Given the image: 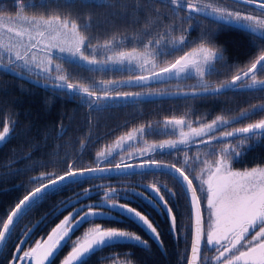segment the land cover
Listing matches in <instances>:
<instances>
[{
  "label": "trees",
  "instance_id": "trees-1",
  "mask_svg": "<svg viewBox=\"0 0 264 264\" xmlns=\"http://www.w3.org/2000/svg\"><path fill=\"white\" fill-rule=\"evenodd\" d=\"M45 3L63 5L65 1L47 0ZM75 3L76 8H44V11L49 12L51 9V15L75 19L82 34L94 44L118 39L125 41L129 47H143L152 45L168 34L183 35L191 27V31L186 33L188 49L200 45L213 49L218 47L226 57L229 67L217 64V71L212 76L225 75L230 79L236 74V69L250 64L264 51V37L202 16L187 19L185 11H174L164 0L90 1L89 4H95V7H83L81 0H75ZM231 65L235 67L228 71ZM70 73L76 75L74 83L85 86L96 84L107 76V72L90 71L78 65L71 67ZM94 90L102 91L96 88ZM108 104L114 106L96 109L92 104L81 102L68 91L40 88L0 70V132H3L5 122L12 130L9 138L0 146V229L19 200L44 184L38 185V180H35L37 177L51 174L58 177L66 173L69 167L74 170L85 169L94 159L95 147L133 127L171 117H187L205 122L214 120L217 116L232 119L244 112L250 115L240 122L241 125L264 119V112L251 114L254 108L264 105V91L261 90L230 91L215 96L153 102L113 101ZM162 161L172 164L171 160ZM238 162L234 165L240 169L263 166L264 137L259 144L246 150ZM113 180H85L46 195L18 221L0 258V264H10L13 260L23 228L28 231L41 221L26 244L33 247L41 237L47 238L51 230L67 216L71 208L61 212L58 210L68 198L77 196L94 184ZM178 190L181 196L177 203H180L183 215L177 206L173 205L172 211L178 227L179 223L180 226L187 223L184 243L180 240L175 242L169 222L154 209L140 207L141 210L130 203L134 209L148 215L155 224L162 246L154 242L140 224L127 216L119 217L120 219H97L96 223L101 222L104 227L136 232L146 241V246L131 243L115 245L91 254L81 264H103V257L113 253L128 254L133 264H186L190 245V208L181 187ZM88 201H95V197L92 196ZM182 217L185 222L181 220ZM87 225L88 223L84 224L73 236H79ZM179 231L183 232L181 229ZM109 260L108 258V262Z\"/></svg>",
  "mask_w": 264,
  "mask_h": 264
},
{
  "label": "rangeland",
  "instance_id": "rangeland-1",
  "mask_svg": "<svg viewBox=\"0 0 264 264\" xmlns=\"http://www.w3.org/2000/svg\"><path fill=\"white\" fill-rule=\"evenodd\" d=\"M47 1V0H46ZM65 1V0H64ZM93 2H107L108 0H88ZM170 4V7L174 11H185V18H189V16H202L211 21H222L226 22V25H235L242 28L247 29L246 31L250 34H255L258 36L264 37V28H260L258 25V21H264V15L257 13L253 9H249L245 6H239L236 4H223L220 0H193V3L197 4L203 10L199 13H191L186 8L179 7L178 5H174L171 3V0H164ZM0 3H4L5 7L0 9L6 15L15 16L13 18H0V25H7L9 27H14L16 31L26 30L24 31L23 36L17 37L14 34L8 33L4 27H0V57L9 59V55L11 57H15L16 53L19 52L21 56H23L22 60H19V64L26 66L32 71L40 73L41 78L35 77V79L39 81L46 82H53V84L61 85L71 83L77 87L79 91H74L76 93H71L72 96H75L81 102L98 105L99 108H105L107 106H114V104L109 105V102H113L111 100H103V97L106 95H111L109 93H101L95 92L94 88L96 89H106L112 90V84H120L126 81H133L137 77L140 76H148L159 71L162 69L170 67L172 64L176 62V60L180 59L182 56H187V60L182 62V65L178 68L176 73L165 81L151 84V85H144V86H129V87H117V91H122V89L128 90L125 93H154V92H179V91H186V90H199L201 89L198 87L200 84H205L209 88H215L218 86L225 85L229 83L232 78L227 79L224 76H212L214 72H216L217 65L210 70V75H205L203 79L199 77L196 72V65L201 64L203 66V56L204 53L200 51V46H197L193 49L187 48L188 38L187 34L191 31V27L188 28L185 34L183 35H172L168 34L166 37L159 38L158 40L154 41L152 45H144L143 47H135V46H128L125 41H120L118 39H113L109 42H102L99 44L90 43L88 38L84 36L81 32V27L77 28L76 32L79 34L80 37L84 38L85 44L90 45L87 49H82L84 55L88 56L89 60L95 59L98 61L97 64L92 65L88 64L86 61H81L79 57L70 56L68 53H59L56 49L49 50L47 46L53 43H62L63 46H68V41L71 37L65 38L63 35H57L56 33L49 34V29L47 25L42 23L39 24H31L29 23L32 21L33 18L39 20L41 16L45 17V19L49 18L53 14L51 9L49 12L44 11V8L38 7L37 10H33L28 7H21V5H26L28 3H40V0H4ZM178 4H184V0H178ZM213 9H219V12H213ZM259 12H261L258 9ZM226 12H240L241 15H251L255 19L253 21H235L232 19L224 20L218 19V17L222 13ZM49 13V14H46ZM51 13V14H50ZM264 14V12H261ZM63 19L72 20L70 18L64 17ZM11 20V23L9 21ZM224 24V23H223ZM246 25H250L252 28H255L257 32H253L251 28ZM55 27V25H53ZM63 30L61 29V32ZM40 32L44 33V36L41 37L39 35ZM55 37V39H53ZM35 43L36 47H31V44ZM27 46V47H26ZM204 48H211L209 46H204ZM11 48V53L9 54L8 49ZM196 49L193 53V50ZM213 51L215 49L211 48ZM51 51V64H49V60L46 56H49L47 53ZM124 53L125 55H121ZM192 53V55H188ZM259 55V54H258ZM258 57V56H257ZM255 57V58H257ZM254 58V59H255ZM10 60V59H9ZM53 61V62H52ZM43 62V63H40ZM87 67L85 69L90 71H104L107 72V76L102 81H99L96 84L92 85H82L78 83H74V76L70 73V66L73 67L74 65ZM249 65V64H248ZM246 66H242L241 68H246ZM65 69H64V67ZM69 68H68V67ZM235 66H230L227 70L230 71ZM103 68L105 70H97ZM221 69V67H219ZM236 69V74L240 71V69ZM47 69L48 71H44ZM109 69V70H106ZM113 69V70H112ZM261 72L256 73V80H264V73L261 75ZM235 74V75H236ZM242 74V72H240ZM63 76L65 79L63 81L57 79V77ZM71 79V80H70ZM52 80V81H51ZM42 81V82H43ZM253 81L248 78L246 79L242 85L252 84ZM99 85L100 87H97ZM83 88H88L93 94L91 97L87 95V93L83 92ZM57 90V89H55ZM61 91V90H58ZM230 92V91H229ZM236 92V91H235ZM124 94V93H120ZM116 95V94H112ZM215 96V95H214ZM97 97V98H96ZM197 98V97H196ZM186 99V98H185ZM176 100V99H174ZM153 101H160V100H127L125 102H153ZM157 115V114H155ZM241 115L234 117V118H225L222 116H217L220 118L217 121V124L213 126L212 129L207 128V125L212 124L214 120L217 119L215 117L214 120L211 121H201L199 119H189L187 117H171V118H164L162 120H157L150 122L146 125H139L135 128L133 127L126 133H122L120 136L112 139L106 143H100L95 150L94 159L92 163L87 164V168L96 167L97 165H104V164H119L124 161H129L132 158L142 157L143 160H171L172 163H176L191 179L193 177H197L194 179L193 182L199 191V199L202 206L203 217L205 221V232L208 230L210 213L207 209V186L202 183L203 179H206V172L209 168L215 167V161L220 158L221 149L225 147L233 148L236 151L242 152V155L251 147L256 146L259 144L264 136L260 135L259 133L244 144H241L240 141L243 137H235V138H222L223 131H233L236 128L245 127V125H241L240 122L243 120L239 119ZM176 121H182V123L177 124ZM224 121H228V124H224ZM237 121V122H234ZM259 121V120H258ZM256 121V122H258ZM253 122V123H256ZM240 123V124H239ZM9 127V133L6 135L3 141H0L2 145L10 136L11 128ZM197 131H193V130ZM131 137V138H129ZM219 138L220 142L217 143L216 139ZM203 141V143L201 142ZM169 143H176L182 147V151L171 150V154H168ZM161 145L164 147L162 148ZM237 145H240L237 147ZM103 153V155H101ZM240 155L237 158H233L230 161V167L234 171H245L251 169H240L235 167V163H239V158L242 156ZM254 168H264L263 166H258ZM74 170V169H73ZM81 170V169H80ZM65 174V173H64ZM156 174V175H153ZM159 174V175H158ZM161 173H151V174H144L148 176L142 175H134V177H123L116 179V181H110L105 183L94 184L93 186L87 188L85 191H82L75 195L73 198L66 200L63 205L60 207L58 212L66 210L68 208L69 212L67 216L70 218L75 215L78 210V216H75V219H79L80 216H83L85 212H102L104 215H100L95 217V220L91 223H88L85 230L81 231L79 236H73L71 234V240L67 243L62 251L57 253V257L55 260V264H63V259L68 255L71 251L72 247L78 243L83 242L85 238V233L89 232L91 228L96 227L99 225L103 229H109L108 227H104V225L100 223H96V220L99 219H120L121 217H129L135 220L138 224H140L145 231H147L148 235L153 239L154 242L158 243L162 246L160 241V234H159V242H157L156 238L153 236L150 229L133 213L127 211L124 207H116V206H105L104 208H95L89 207L92 205L103 204L107 203L108 205L111 204H121L127 205L128 207L134 209L132 205L135 204L138 209L140 207L144 209L152 208L156 212H158L161 217L167 220L170 224L171 231L175 238V242H179V240L184 243L186 238L185 230L187 228V223L182 217V221L185 222L178 227V221L176 219L175 214L173 213V205L177 206L181 212L179 196H181V192L178 190L179 187L183 190L181 184L172 176L160 175ZM63 175V174H62ZM56 178V175L51 174L48 176H39L35 180H38V185H41L48 182L49 179ZM97 182V181H95ZM179 183V184H178ZM180 185V186H178ZM153 189L154 191H151ZM158 192V195L156 194ZM184 193V190H183ZM185 195V194H184ZM94 196L95 201L89 202L88 200ZM159 197H163V201L159 199ZM189 206V204H188ZM167 209L171 211L168 212ZM136 210V209H135ZM142 210V209H141ZM139 211V210H137ZM140 212V211H139ZM141 213V212H140ZM148 213L151 214L150 211ZM144 215V214H143ZM146 216L149 221L153 224L156 228L155 224L151 221V219ZM120 217V218H119ZM65 218V217H64ZM91 220V217L89 218ZM63 220V219H62ZM61 220V221H62ZM98 221V220H97ZM74 222V221H73ZM174 222V226H173ZM41 221L35 224L30 230L22 229L19 234L18 240L19 244L15 250L13 260L10 264H35L34 257H28L24 259L17 260L15 257L20 256L23 257V253L28 251L30 252L31 249L36 247L37 242L41 244L47 240V238L43 239L42 237L34 244L33 247L26 246L27 242L30 240V236L35 228L40 225ZM87 224V223H85ZM188 226L190 228V245H191V234H192V222H191V213L189 214V223ZM84 227V224L79 228ZM157 229V228H156ZM179 229L183 232L180 233ZM52 231V230H51ZM13 232V231H12ZM131 232V231H128ZM134 235H139L136 232H131ZM51 234V232H50ZM49 234V235H50ZM140 236V235H139ZM122 238V237H116ZM127 239V238H126ZM9 241V240H8ZM144 241V240H143ZM146 242V241H145ZM133 243H131L132 245ZM136 245L145 246L138 241H135ZM190 245L189 251L187 255L186 264L189 258L190 252ZM26 246V247H25ZM113 247V246H110ZM109 247L103 248L108 249ZM101 249V250H103ZM207 248L204 247L203 251V264H216L214 259L215 253L209 251ZM99 250V251H101ZM97 251V252H99ZM91 253L92 255L97 253ZM109 252V251H108ZM87 256L84 260H82L79 264L85 261L88 257ZM108 258L110 259L108 262ZM103 264H133L128 254H109L103 257Z\"/></svg>",
  "mask_w": 264,
  "mask_h": 264
},
{
  "label": "snow or ice",
  "instance_id": "snow-or-ice-1",
  "mask_svg": "<svg viewBox=\"0 0 264 264\" xmlns=\"http://www.w3.org/2000/svg\"><path fill=\"white\" fill-rule=\"evenodd\" d=\"M163 2V0H162ZM171 3L178 5L179 7L186 8L191 13H199L203 9L197 4L193 3V0H184V4H178V0H171ZM244 3L258 7L261 12H264V0H244ZM83 7H95V4H89L88 0H81ZM21 7L28 8H54L59 10L61 8L72 7L76 8L75 0H65L63 5L59 3L49 4L45 3V0H40L39 5L36 3H28L21 5ZM213 12H219V9H213ZM191 19V16H189ZM218 19L224 20H235V21H253L255 18L251 15H241L240 12H226L222 13ZM11 23V20L9 21ZM31 24L42 23L48 26L49 34L56 33L57 35H63L65 38L71 37L68 41V46H63L62 43L49 44L47 48L49 50L56 49L59 53H68L70 56L79 57L81 61H86L88 64L95 65L98 63L95 59L89 60L88 56L84 55L82 49H87L90 45L85 44L84 38L80 37L76 32L79 25L75 19L68 20L63 19L61 15H52L49 18L41 16L39 20L33 18ZM260 28H264V21L257 22ZM55 25V27H53ZM253 32H257L255 28L250 25H246ZM4 27L8 33L14 34L17 37H21L26 30L16 31L14 27L7 25H0ZM61 29L63 30L61 32ZM87 29V24H85ZM41 37L44 36L43 32H40ZM55 39V37H53ZM27 47V46H26ZM31 47L35 48L36 44L32 43ZM200 51L204 53L203 66L201 64L196 65V72L201 79L207 74H210V70L213 69L217 64H222L224 67H229L226 64V57L223 54V50L216 48L213 51L211 48H204L200 46ZM197 51L193 50V53ZM9 54L11 48L8 49ZM49 55V64H51L52 52L47 53ZM121 55H125L121 53ZM188 55H192L189 53ZM10 60H22L23 56L19 52L16 53L15 57L9 55ZM187 60V56H182L176 60L170 67L162 69L165 73H171L173 69H177L178 66L182 65L183 61ZM97 70H105L103 68ZM109 70V69H106ZM113 70V69H112ZM217 70V69H216ZM44 71H48L45 69ZM243 73V75L240 74ZM264 73V51L258 55L246 68H241L240 71L232 77L231 87L236 88L238 81H243L244 78H250L253 83L250 87L258 88L264 91V80H256V73ZM57 79L63 81L65 77L59 76ZM137 81H143L146 77L140 76L136 78ZM133 85V82L126 81L120 84L113 83L112 88L115 90L117 87H129ZM58 88H67L69 90H77V87L71 83L57 85ZM97 87H100L97 85ZM202 89V92H193L191 95H216L224 91V86L219 89L210 90L205 84L198 85ZM83 92L87 93L89 97L92 96V92L88 88H83ZM138 96L139 94H135ZM121 98L120 94L117 93L116 97L105 96V99L115 100ZM124 99L135 98L132 93H124ZM98 105H93L97 108ZM256 112H264V105L256 107L252 110L251 114ZM250 113H241L239 119L243 120L248 118ZM220 118L217 117L212 124L206 127L212 129L217 124ZM237 122V121H234ZM175 123L180 124L182 121H176ZM224 124H228V121H224ZM197 131V130H193ZM9 133V127L7 122L4 123L3 132H0V141H3L6 135ZM264 136V119L259 120L256 123H249L245 127L236 128L233 131H227L223 133V137H234L242 136L240 143L244 144L247 141L252 140L256 134ZM131 138V137H129ZM220 142L219 138H213ZM203 143V141H201ZM240 145H237L239 147ZM163 148L164 146L161 145ZM169 152L171 150L182 151V147L176 143L168 144ZM103 155V153H101ZM242 155V152L236 151L233 148L225 147L221 149L220 158L215 161V167L209 168L206 172V179L202 180V183L207 186V209L210 213L208 230L205 232L202 228L200 210L196 208V228L195 238L192 244V256L188 261V264H198L201 244L206 247L209 251L214 252L216 264H264V168H252L251 170L245 171H234L230 167V161L233 158H237ZM155 162L153 161L149 168H153ZM142 168L144 166H141ZM119 169L120 165H116ZM131 166H127L124 174H127ZM155 170L166 172L167 174H173L181 179V183L184 184L185 194L191 192V200L193 203L196 201V188L193 187V179H189L185 173L178 168H168L167 166H159ZM97 171L96 169H87L84 172L73 171L69 167L65 175H61L56 179H52L50 184H43L42 187H36L34 191H31L28 195H25L23 199L12 209L10 214L7 215L6 220L2 222V229H0V242H3L6 238V234L10 232L11 228L15 223V218L30 211L37 198L41 194L45 193L49 188H53L55 185L64 183L66 181L72 182L77 177H84L86 174L88 178L91 177V173ZM101 172L103 169L100 170ZM154 191L153 189H150ZM158 195V192L156 193ZM163 201V197H159ZM116 206L124 207L127 211L133 213L138 217L152 232L153 236L159 242V234L157 229L139 211L128 207L127 205L111 204L107 203L92 205L89 207L104 208L105 206ZM78 210L75 215L71 218L66 216L55 228L52 229L51 234L47 237V240L43 244L37 242L36 247L31 249L30 252L26 251L23 253V257L17 256L15 259L20 260L28 257H34L35 264H55L57 253L67 246V243L71 240V234L79 230V228L85 223H91L95 220V217L104 215L102 212H85L79 219H75V216L79 215ZM170 212V209H167ZM91 217V220L89 219ZM74 221V222H73ZM174 226V222H173ZM116 237L128 238L131 240L138 241L146 246V242L142 240L139 235H134L131 232L125 230H118L116 228L103 229L99 225L91 228L89 232L85 233L83 242L76 243L68 255L63 259V264H79V261L86 254L90 253L94 248L99 245H103L106 240H112Z\"/></svg>",
  "mask_w": 264,
  "mask_h": 264
},
{
  "label": "water",
  "instance_id": "water-1",
  "mask_svg": "<svg viewBox=\"0 0 264 264\" xmlns=\"http://www.w3.org/2000/svg\"><path fill=\"white\" fill-rule=\"evenodd\" d=\"M0 1H4V0H0ZM231 1H237V2H240V3L246 4V3H244V0H231ZM246 5H248V4H246ZM220 22L221 23H224V24H227L226 22H222V21H220ZM231 26L236 27V28H241V29L247 30L245 28H242V27H239V26H235V25H232V24H231ZM179 67L180 66H178V68ZM178 68L177 69H173L171 73H165L163 71H159L157 73H154V74H151V75H148V76H144L147 79H145L143 81H137V79H135V80L132 81L133 82V85H131V86L151 85V84H155V83H159V82L165 81L166 79L171 78L174 75V73H176V71L178 70ZM0 70H2L4 72H7V73H9V74H11V75H13V76H15V77L23 80V81H26V82H28L30 84H33V85H35L37 87H40V88H52V89H57V90H63V91H68V92L76 93V92H74L76 90H69L67 88H58L56 84H53V83H45V82L39 81L37 79H34L32 77H29V76H27V75H25V74H23V73L15 70V69L9 67L7 65H4L2 63H0ZM241 75H243V73ZM246 79H248V77L244 78L243 81H238L237 82V85H236V88H232L231 87V81H232L231 80L229 83H227L225 85H222V86H224V91H222V92H220L219 94H216V95H221V94L227 93L229 91L243 92V91L259 90L258 88H252V87H250L252 84L242 85V83ZM222 86H218V87H215V88H209V89L210 90H215V89L221 88ZM193 92L199 93V92H202V89H199V90H186V91H179V92L132 93L135 96V98H133V99H124V98H122L123 97V94H120V97L121 98H118V99H115V100H111V101H127V100H131V101L132 100H174V99H185V98H196V97L214 96V95H208V94L193 96V95H191V93H193ZM135 94H139V95L136 96ZM107 96L116 97L117 94L116 95H112L111 94V95H107ZM104 99H105V96L103 97V100ZM106 100L108 101L110 99H106ZM235 137H241V136L238 135V136H234V137H220V139H222V138H235ZM0 146H1V144H0ZM152 162L153 161L133 162V160H129V161H124V162H121L119 164H116V165H120V168L119 169L116 168V165L103 166L101 164L100 165H97L96 167L87 168V169H96L97 170V171H95V172H93V173L90 174L92 178H88V175L86 174L84 177H77L72 182L66 181L64 183L57 184L53 188H49L45 193L41 194V196L37 198V200H36V202L34 204H36L37 202H39L40 200H42L46 195H48L50 193L56 192L59 189L65 187V186H68L70 184L77 183V182H82V181H85V180L103 179V178H115V177H122V176H133V175L151 174V173L167 174L166 172L155 170V168H158L159 166H167L168 168H178V169L182 170L181 168H179L178 166H176L174 164L167 163V162H155V161H154L155 162V165L153 166V168H149L148 166L151 165ZM127 166H131V169L128 170L127 174H124V171H125V169H126ZM141 166H144V167L142 168ZM87 169H81V170H73L72 169V170L73 171H76V172H84ZM101 169H103L102 172L100 171ZM65 174H63V175H65ZM168 175L174 177L181 184V186H182V188L184 190V193H185L184 184H186V182H184V184H182L181 183V179L178 178L177 176H175L173 174H168ZM185 175H187V174L185 173ZM58 177H56V178H58ZM56 178H54V179H56ZM189 179H190V177H189ZM50 182H51V180L48 181V182H46V183H44V184H50ZM39 187H42V185L39 186ZM193 187L196 188L195 185H194V183H193ZM185 196H186L187 201H188V204H189L190 213H191V222H192L191 245H190L189 258H188V261H189L191 259V256H192L191 249H192L193 240L195 238L196 208H197V206L199 207V210H200L201 223H202V228H203L204 231H205V223H204L202 206H201V202H200V199H199L197 190H196V201H195V203H193L192 200H191V192L190 191H189V193L187 195L185 194ZM24 214L25 213H21L20 216H18L17 218H15V223H14L13 227L11 228L10 232L6 234L5 240L3 242H0V258H1L2 254H3V252H4V249L6 248V245L8 243V240L10 238V235H11L14 227L16 226V224L18 223V221L21 219V217ZM125 243H133L134 244L135 243V240H131V239H128V238L127 239L126 238H114L112 240H106L103 245L97 246L90 253H88L84 257H82V259L79 261V263L82 260H84L87 256L91 255V253L97 252V251H99V250H101L103 248H106V247L115 246V245H119V244H125ZM202 251H203V244H201L200 256H199L198 264H201ZM187 264H188V262H187Z\"/></svg>",
  "mask_w": 264,
  "mask_h": 264
},
{
  "label": "flooded vegetation",
  "instance_id": "flooded-vegetation-1",
  "mask_svg": "<svg viewBox=\"0 0 264 264\" xmlns=\"http://www.w3.org/2000/svg\"><path fill=\"white\" fill-rule=\"evenodd\" d=\"M46 1V0H45ZM223 4H231V3H233V4H236V5H239L240 7L241 6H245V7H247V8H249V9H253L254 11H256L257 13H259V14H262V15H264L263 13H261V12H259L258 11V8L257 7H253L252 5H246V4H243V3H240V2H237V1H229V0H220ZM0 2H2V1H0ZM5 7V4L4 3H0V9H2V8H4ZM6 17H11V18H13V17H15V16H11V15H6V14H4L3 12H1L0 11V18H6ZM89 48V47H88ZM47 57V59L49 60V56H46ZM52 59V58H51ZM19 60H9V59H5V58H1L0 57V63H2V64H4V65H7V66H9V67H11V68H13V69H15V70H17V71H19V72H21V73H23V74H25V75H27V76H29V77H32V78H34L35 79V77H38V78H41L42 76H40V73L38 74L37 72H35V71H32V70H30L29 68H27L26 66H23V65H21V64H19V62H18ZM53 62V61H52ZM40 63H43V62H40ZM64 67V66H63ZM68 67V66H67ZM79 67H82V66H79ZM69 68V67H68ZM70 68H71V66H70ZM82 68H87V67H82ZM64 69H65V67H64ZM87 69H89V68H87ZM43 81V80H42ZM52 81V80H51ZM44 82V81H43ZM46 83H53V82H46ZM99 90V89H98ZM100 90H102V91H100L101 93H109V94H117V93H125V92H128V90H126V89H122V91H117L116 89L115 90H106V89H100ZM95 91V90H94ZM95 92H97V91H95ZM98 93V92H97ZM223 132H225V131H223ZM130 160H133V162H142V161H145V160H143L142 159V157H137V158H132V159H130ZM148 161H150V160H148ZM151 161H154V160H151ZM155 162H164V161H161L160 159L159 160H156ZM168 163V162H167ZM172 164H174V163H172ZM111 165H116V164H110V165H108L107 163L106 164H104L103 166H111ZM174 165H176V164H174ZM177 166V165H176ZM123 177H132V176H122V177H115V178H111V179H114L115 181H116V179H119V178H123ZM195 185V184H194ZM196 187V186H195ZM196 189H197V187H196ZM197 193H198V196H199V191L197 190ZM204 223H205V221H204ZM207 250V249H206ZM203 251H204V246H203ZM203 251H202V257H203ZM205 252V251H204ZM202 257H201V264H203L202 262H203V259H202ZM204 264H206V263H204Z\"/></svg>",
  "mask_w": 264,
  "mask_h": 264
}]
</instances>
